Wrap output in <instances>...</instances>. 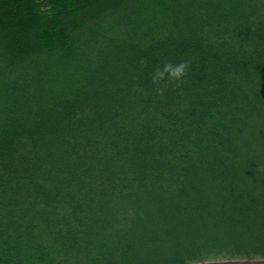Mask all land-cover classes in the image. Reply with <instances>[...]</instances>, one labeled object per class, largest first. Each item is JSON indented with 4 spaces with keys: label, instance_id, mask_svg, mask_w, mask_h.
<instances>
[{
    "label": "trees",
    "instance_id": "obj_1",
    "mask_svg": "<svg viewBox=\"0 0 264 264\" xmlns=\"http://www.w3.org/2000/svg\"><path fill=\"white\" fill-rule=\"evenodd\" d=\"M242 257L264 258V0H0V264Z\"/></svg>",
    "mask_w": 264,
    "mask_h": 264
},
{
    "label": "clouds",
    "instance_id": "obj_2",
    "mask_svg": "<svg viewBox=\"0 0 264 264\" xmlns=\"http://www.w3.org/2000/svg\"><path fill=\"white\" fill-rule=\"evenodd\" d=\"M188 69L187 62H180L177 65H172L171 63H165L163 68H157L152 76V84L157 85L161 80L165 79V75L167 74V81L171 83L174 80H180ZM157 93H161V89H156Z\"/></svg>",
    "mask_w": 264,
    "mask_h": 264
},
{
    "label": "water",
    "instance_id": "obj_3",
    "mask_svg": "<svg viewBox=\"0 0 264 264\" xmlns=\"http://www.w3.org/2000/svg\"><path fill=\"white\" fill-rule=\"evenodd\" d=\"M180 264H264V258H222V259H209L203 261H194Z\"/></svg>",
    "mask_w": 264,
    "mask_h": 264
}]
</instances>
